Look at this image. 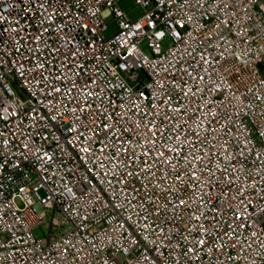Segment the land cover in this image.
Here are the masks:
<instances>
[{
    "label": "built area",
    "instance_id": "2783aa9c",
    "mask_svg": "<svg viewBox=\"0 0 264 264\" xmlns=\"http://www.w3.org/2000/svg\"><path fill=\"white\" fill-rule=\"evenodd\" d=\"M121 1L0 0V264H264L261 0Z\"/></svg>",
    "mask_w": 264,
    "mask_h": 264
},
{
    "label": "rangeland",
    "instance_id": "374dc122",
    "mask_svg": "<svg viewBox=\"0 0 264 264\" xmlns=\"http://www.w3.org/2000/svg\"><path fill=\"white\" fill-rule=\"evenodd\" d=\"M119 6L122 10H124L128 17L130 19H136L142 14V10L134 5V2L132 0H122L119 3ZM106 21L109 23L108 25V31L105 33L106 36L110 35V33H114L117 29L116 23L113 21L112 17H108ZM35 234L38 233V231H34Z\"/></svg>",
    "mask_w": 264,
    "mask_h": 264
},
{
    "label": "crops",
    "instance_id": "0c3cea01",
    "mask_svg": "<svg viewBox=\"0 0 264 264\" xmlns=\"http://www.w3.org/2000/svg\"><path fill=\"white\" fill-rule=\"evenodd\" d=\"M261 7L264 9V0H261Z\"/></svg>",
    "mask_w": 264,
    "mask_h": 264
}]
</instances>
